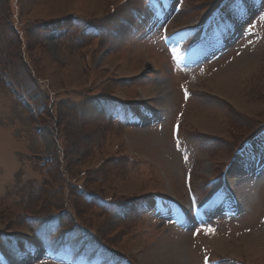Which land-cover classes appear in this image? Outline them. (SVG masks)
I'll return each instance as SVG.
<instances>
[{"label": "rangeland", "instance_id": "rangeland-1", "mask_svg": "<svg viewBox=\"0 0 264 264\" xmlns=\"http://www.w3.org/2000/svg\"><path fill=\"white\" fill-rule=\"evenodd\" d=\"M261 143L264 0H0V264H264Z\"/></svg>", "mask_w": 264, "mask_h": 264}, {"label": "bare ground", "instance_id": "bare-ground-1", "mask_svg": "<svg viewBox=\"0 0 264 264\" xmlns=\"http://www.w3.org/2000/svg\"><path fill=\"white\" fill-rule=\"evenodd\" d=\"M214 45V44H213ZM213 47V46H212ZM215 49V48H214ZM210 50V49H209ZM209 50H203V53H206V55H208V53H209ZM212 51V50H211ZM210 51V52H211ZM202 56H204V54L202 55ZM200 60V58H198V61ZM165 82V81H164ZM158 86H160L159 88H157V89H159V90H161V91H164L165 90V87L163 86V82L161 81V79H160V81L158 82ZM219 88H222L221 86H219ZM224 91V90H223ZM159 92V91H158ZM226 93V92H225ZM160 94H161V92H160ZM227 95L229 94V95H231L230 94V92L229 93H226ZM160 96H162V95H160ZM254 151H256V150H254ZM257 152V151H256ZM260 152V154L257 156V158H251V159H249V160H246V161H243L241 164H240V166L238 167V168H236V171H237V173H238V170L240 171V170H242V173H241V175L243 176V174H244V177H242V187L244 188V189H246V190H252V189H254V188H257L258 187V185H262V184H264V148L262 147L261 148V151L259 150L257 153H259ZM255 156V157H256ZM238 180V179H237ZM239 186V185H238ZM250 188H252V189H250ZM244 189H242V190H244ZM247 198V197H246ZM223 201H224V199H223ZM242 203V202H241ZM240 203V204H241ZM221 205H223V204H221ZM237 204H235V206H236ZM223 209V208H222ZM221 209V210H222ZM239 209V208H238ZM226 211V210H225ZM228 213H230L229 211H228Z\"/></svg>", "mask_w": 264, "mask_h": 264}, {"label": "snow or ice", "instance_id": "snow-or-ice-1", "mask_svg": "<svg viewBox=\"0 0 264 264\" xmlns=\"http://www.w3.org/2000/svg\"><path fill=\"white\" fill-rule=\"evenodd\" d=\"M253 158H255V157H253Z\"/></svg>", "mask_w": 264, "mask_h": 264}]
</instances>
